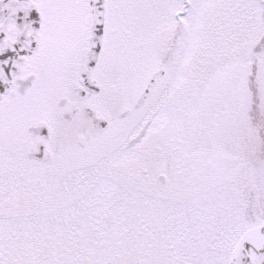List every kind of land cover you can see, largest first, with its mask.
Wrapping results in <instances>:
<instances>
[{
    "label": "snow or ice",
    "instance_id": "snow-or-ice-1",
    "mask_svg": "<svg viewBox=\"0 0 264 264\" xmlns=\"http://www.w3.org/2000/svg\"><path fill=\"white\" fill-rule=\"evenodd\" d=\"M0 264H264V0H0Z\"/></svg>",
    "mask_w": 264,
    "mask_h": 264
}]
</instances>
